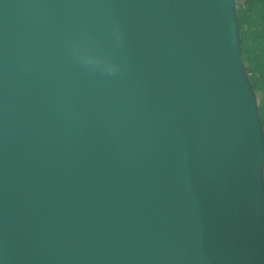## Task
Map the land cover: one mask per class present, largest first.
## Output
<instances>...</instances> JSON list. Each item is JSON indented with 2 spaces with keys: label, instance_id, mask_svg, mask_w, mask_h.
Listing matches in <instances>:
<instances>
[{
  "label": "water",
  "instance_id": "95a60500",
  "mask_svg": "<svg viewBox=\"0 0 264 264\" xmlns=\"http://www.w3.org/2000/svg\"><path fill=\"white\" fill-rule=\"evenodd\" d=\"M238 44L235 0H0V264H264Z\"/></svg>",
  "mask_w": 264,
  "mask_h": 264
},
{
  "label": "trees",
  "instance_id": "16d2710c",
  "mask_svg": "<svg viewBox=\"0 0 264 264\" xmlns=\"http://www.w3.org/2000/svg\"><path fill=\"white\" fill-rule=\"evenodd\" d=\"M239 46L254 91L264 92V0H248L238 12ZM264 126V102L259 107Z\"/></svg>",
  "mask_w": 264,
  "mask_h": 264
},
{
  "label": "clouds",
  "instance_id": "9594fccd",
  "mask_svg": "<svg viewBox=\"0 0 264 264\" xmlns=\"http://www.w3.org/2000/svg\"><path fill=\"white\" fill-rule=\"evenodd\" d=\"M119 32V28L115 29ZM72 51L76 59L84 66L89 67L91 70L99 69L106 75L115 74L118 70L117 65L109 63L103 56L93 55L88 53L86 50L72 47Z\"/></svg>",
  "mask_w": 264,
  "mask_h": 264
},
{
  "label": "rangeland",
  "instance_id": "374dc122",
  "mask_svg": "<svg viewBox=\"0 0 264 264\" xmlns=\"http://www.w3.org/2000/svg\"><path fill=\"white\" fill-rule=\"evenodd\" d=\"M247 5H248V0H235V14H236V17H237V22H238V12H242L243 10H245ZM238 33H239V27H238ZM247 77L250 80V77H249L248 74H247ZM250 83H251V81H250ZM254 95H255V98H256V104H257L259 117H260L261 115H260L259 107L264 102V92L262 90L261 91H254ZM260 119L262 121L261 117H260ZM262 127H263V131H264L263 122H262Z\"/></svg>",
  "mask_w": 264,
  "mask_h": 264
}]
</instances>
